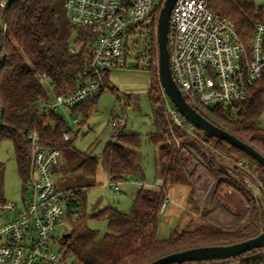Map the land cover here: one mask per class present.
I'll return each instance as SVG.
<instances>
[{"label":"trees","instance_id":"trees-1","mask_svg":"<svg viewBox=\"0 0 264 264\" xmlns=\"http://www.w3.org/2000/svg\"><path fill=\"white\" fill-rule=\"evenodd\" d=\"M64 2L65 0H9L6 7L0 6V145L6 140L13 143L17 170L24 182L28 179L32 166L31 132H38L45 148L76 150L74 139L78 130L67 127L71 136L65 139V119L54 114L50 122L45 124L37 111L41 98H48L53 92L67 91L79 83L85 61L83 48L78 54H71L69 48L72 38L79 43L87 38L89 32L85 29L74 31L65 15ZM209 7L230 18L243 42L250 47L256 25L264 22V5L256 4L254 0H209ZM159 12L160 10L157 12L154 30L148 36L144 54L139 53L137 58L149 60L151 83L148 96L154 126L149 139L157 146V171L163 183L160 189L142 185L136 192L132 209L128 213L115 206H107L94 213L92 217L108 221L109 232L101 236L99 230L88 225L89 217L83 208L75 211L84 206L85 189L96 184L99 164L98 156L81 151L83 160L74 168V172L92 178V182L74 189L73 196L67 201V216L77 215L71 220L69 234L61 239L62 249L75 264H147L174 252L200 246L229 245L250 239L264 231V210L253 204L244 222L230 226L211 222L194 229H180L177 225L170 230L168 236L159 237L160 209L167 199L170 187L177 184L190 186L188 203H195L194 188L185 169V164L191 161L192 156L182 155L176 143L188 139L190 134L176 125L169 116L167 104L170 100L159 77L158 41L155 33ZM4 24L6 33L3 31ZM45 79L54 83L53 90L47 87ZM105 82L109 84V74L105 77ZM111 88L117 90L115 86ZM101 92L71 108L72 113H82L85 121L95 109ZM120 97L123 100L132 98L124 94ZM233 109L234 117L218 107H209L205 111L212 121L264 153V125H259L256 121L264 112V76L252 87L251 95L234 103ZM182 118L191 124L183 116ZM195 131L198 132L199 129L195 127ZM199 134L218 152L246 162L249 169L259 170L264 181L263 165L246 151L201 130ZM141 138L139 133H126L120 128L104 146L100 153L101 162L113 181L122 182L131 176L143 174L142 152L139 149ZM217 163L214 164L218 177L216 186L221 187L225 182L242 189L237 178L228 174L227 167ZM235 172L237 177L241 175V182L242 173L245 175L246 171ZM171 264H264V246L227 259Z\"/></svg>","mask_w":264,"mask_h":264},{"label":"built area","instance_id":"built-area-1","mask_svg":"<svg viewBox=\"0 0 264 264\" xmlns=\"http://www.w3.org/2000/svg\"><path fill=\"white\" fill-rule=\"evenodd\" d=\"M8 1L0 0V6L6 7ZM163 2L65 0V14L74 31L89 32L79 43L72 38L69 48L71 54H78L83 48L85 61L74 88L53 92L38 101L40 119L48 124L54 114L62 116L66 121L63 135L69 139L68 128L77 126L79 119L68 118L66 111L104 90L105 77L125 57L136 58L140 53L137 37L145 30L147 37L153 32ZM3 31L6 33V24ZM168 45L174 79L187 100L210 120L205 111L209 107L222 108L234 117L233 104L249 97L252 87L264 76V22L256 25L248 47L234 22L213 11L209 0H176L170 14ZM45 83L53 90L54 83L49 79ZM167 111L176 125L190 135H200L169 101ZM112 124L120 129L125 126V119L119 118ZM30 139L32 166L21 208L16 210L13 201L0 199V264H75L61 247V239L71 223L64 224L63 216L67 201L73 196L57 189L53 176L62 161V150L43 147L37 131L31 132ZM162 183L159 178L155 185L160 189ZM112 186L121 192L117 183ZM168 203L169 198L162 203L161 214L166 212ZM9 213L13 214L10 218ZM57 227L63 233L61 238L54 235ZM56 244L60 245L57 249Z\"/></svg>","mask_w":264,"mask_h":264},{"label":"rangeland","instance_id":"rangeland-1","mask_svg":"<svg viewBox=\"0 0 264 264\" xmlns=\"http://www.w3.org/2000/svg\"><path fill=\"white\" fill-rule=\"evenodd\" d=\"M147 40L149 39L146 30L137 37L139 44L137 49L140 54H144ZM138 55L135 59L125 57L119 66L110 71L109 84L98 96L95 109L85 121H83L82 113L74 114L71 110L66 111L68 118L76 117L82 123L73 127L75 131L78 130V135L74 139L76 150H62V161L56 166L53 174L57 189L73 193L78 186H85L92 182V178L74 172V168L83 160L81 151H88L98 156L96 184L85 189L84 206L75 211H81L83 208L89 217L88 225L99 230L101 236L109 232L108 221L92 217L94 213L107 206H115L123 212H130L136 192L142 186L139 182L144 181L146 186V183L156 182L158 176L157 146L149 139V133L154 129L152 107L148 96L151 72L149 60L144 57L138 59ZM113 86L117 88L116 91L112 90ZM121 94L130 95L132 98L123 100L120 97ZM61 111L64 110L61 109ZM119 118L125 119V126L121 127L124 132L139 133L142 137L139 149L142 152L143 174L131 176L122 182H111L101 162L100 153L118 130L112 122ZM256 121L259 125H264V112ZM178 145L182 155L191 154L192 156L191 161L185 164V169L192 188H194L195 203L187 202V208L180 212L179 219L174 221L173 226L177 223L180 229H194L211 222L230 226L244 222L253 204L264 210V181L259 170L249 169L246 162L234 160L218 152L205 142L203 135H190L188 139L179 140ZM217 162L227 167L228 174L237 178L242 189L229 186L225 182L221 184V187L216 186L218 177L214 164ZM241 170L246 171L245 175ZM235 171L242 173L241 182V175L237 177ZM131 180L138 183H131ZM116 183L121 192L113 188L112 185ZM26 186L27 182L22 180L17 170L13 143L6 140L0 145V199L13 201L18 210L21 208ZM187 189L191 191V187ZM76 215L72 214L68 217L65 213L63 223L69 224V221L71 222ZM12 216V213L8 214V218ZM71 228L72 222L69 230ZM62 234L60 228L57 227L55 237L61 238ZM59 246L56 244V249Z\"/></svg>","mask_w":264,"mask_h":264},{"label":"water","instance_id":"water-1","mask_svg":"<svg viewBox=\"0 0 264 264\" xmlns=\"http://www.w3.org/2000/svg\"><path fill=\"white\" fill-rule=\"evenodd\" d=\"M176 0H164L159 12L157 25L158 70L162 87L171 103L181 115L193 126L205 134L224 139L230 144L246 151L264 167V153L232 131L218 125L199 112L186 98L182 89L173 77L168 45L170 14ZM69 232L64 233L67 236ZM264 246V231L250 239L229 245L200 246L174 252L160 257L147 264H171L186 261L227 259L239 256L249 250Z\"/></svg>","mask_w":264,"mask_h":264},{"label":"crops","instance_id":"crops-1","mask_svg":"<svg viewBox=\"0 0 264 264\" xmlns=\"http://www.w3.org/2000/svg\"><path fill=\"white\" fill-rule=\"evenodd\" d=\"M256 4L258 5H264V0H254ZM133 177V176H132ZM160 177L157 176V179ZM143 183V181H141ZM134 184H137L136 182H131ZM154 183H146L144 182V186L147 188H154L158 189L159 187L155 185ZM140 184V183H139ZM190 186H187L185 184H177L168 189L167 198H169L168 207L165 213L161 214V225L159 228V237L165 238L168 236L170 230L177 226L176 223L174 226V221L179 219L180 212L182 210L186 209V204L188 202V198L190 196L189 189ZM138 191V190H137Z\"/></svg>","mask_w":264,"mask_h":264}]
</instances>
